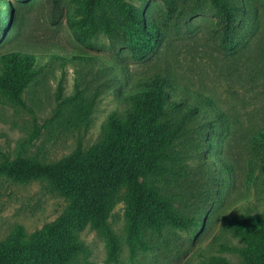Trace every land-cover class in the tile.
<instances>
[{
    "label": "rangeland",
    "instance_id": "1",
    "mask_svg": "<svg viewBox=\"0 0 264 264\" xmlns=\"http://www.w3.org/2000/svg\"><path fill=\"white\" fill-rule=\"evenodd\" d=\"M2 1L0 8L10 4L14 28L0 29V55L34 46L39 73L22 94L25 106L13 103L0 84V162L21 153L54 163L70 155L80 140L85 148L93 146L112 113L125 116V99L141 80L169 75L178 86L212 100L206 115L215 122L214 129L176 142L171 164L179 174L166 184L169 191L185 193L182 208L202 214L204 221L189 231H164L163 241L151 233L148 239L156 245L138 248L133 255L123 198L109 220L121 241L120 264H197L213 255L242 264L237 253L220 252L218 242L243 246L225 228L226 218L264 212V171L256 143L264 130V0H242L244 10L237 13L228 36L221 13L209 0H200L197 8L195 0H126L141 8L162 33L160 46L145 57L113 44L107 36L76 41L68 18L81 17L84 0ZM110 72L116 83L106 82ZM80 73L86 78L80 86L87 94L101 90L87 129L74 123L71 110ZM67 205L43 182L17 184L0 176V241L19 226L28 235L34 233L55 221ZM80 236L90 260L115 264L107 262L104 236L89 225Z\"/></svg>",
    "mask_w": 264,
    "mask_h": 264
},
{
    "label": "trees",
    "instance_id": "2",
    "mask_svg": "<svg viewBox=\"0 0 264 264\" xmlns=\"http://www.w3.org/2000/svg\"><path fill=\"white\" fill-rule=\"evenodd\" d=\"M199 1H194V7ZM209 1L221 13L228 36L237 13L244 10L242 0ZM5 4L0 8V29L4 32L5 27L14 28L9 18L13 16L10 4ZM68 24L80 43L107 36L113 44L133 48L142 57L163 41L158 26L148 21L141 8L126 0H84L81 17L69 16ZM33 51L37 48L29 46L28 50L15 49L0 55V84L5 85L7 97L22 106V94L39 73ZM79 76L71 110L74 123L87 129L101 90L87 94L80 86L86 78L81 73ZM105 80L113 84L117 77L110 72ZM138 86L124 98L129 105L125 116L112 113L93 146L85 148L80 140L70 155L54 163L21 153L0 162V176L17 184L43 182L68 204L55 221L34 233L28 235L19 226L0 241V264H95L80 236L87 225L106 238L107 262L120 264L121 241L109 220L123 198L128 217L126 237L133 255L138 248L156 245L148 239L151 233L163 241L164 231L200 227L203 215L184 210L185 193L169 191L167 185L179 174L171 164L176 160L172 151L176 142L190 135L200 138L214 129L215 122L206 115L212 100L201 92L178 86L169 75L155 74L141 80ZM222 119L219 117L218 122ZM256 143L258 164L264 171V130L258 133ZM225 228L240 238L243 246L218 242L220 252L237 253L242 264H264V212L226 218ZM197 264L232 263L222 255H213Z\"/></svg>",
    "mask_w": 264,
    "mask_h": 264
}]
</instances>
